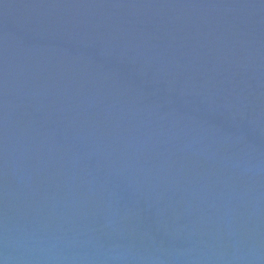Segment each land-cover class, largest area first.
<instances>
[{"label": "water", "instance_id": "1", "mask_svg": "<svg viewBox=\"0 0 264 264\" xmlns=\"http://www.w3.org/2000/svg\"><path fill=\"white\" fill-rule=\"evenodd\" d=\"M0 264H264V0H0Z\"/></svg>", "mask_w": 264, "mask_h": 264}]
</instances>
